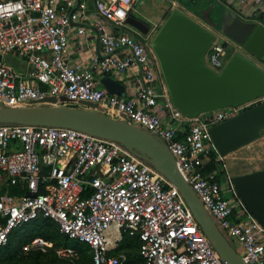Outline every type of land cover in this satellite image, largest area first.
I'll use <instances>...</instances> for the list:
<instances>
[{"label":"built area","instance_id":"1","mask_svg":"<svg viewBox=\"0 0 264 264\" xmlns=\"http://www.w3.org/2000/svg\"><path fill=\"white\" fill-rule=\"evenodd\" d=\"M90 2L93 8L87 0H0V105L55 98L64 105L94 102L111 116L123 114L168 148L241 260L264 264V227L238 196L209 133L260 97L195 117L183 115L169 99L149 46L152 35L127 24L139 0ZM88 35L98 42V49L96 43L91 46L92 67L71 63L67 55L74 37ZM229 43L239 46L216 34L205 55L211 69H222ZM8 54L22 58L26 68L6 64ZM105 75L124 86V95L102 86ZM211 151L218 164L204 172ZM14 186L24 193H8ZM41 217L54 221L69 239L85 243L89 264H135L121 252L124 234L138 240L136 264H226L178 189L119 142L71 127L0 123V248L17 229ZM44 245L51 242L35 237L22 249ZM57 252L78 256L67 247Z\"/></svg>","mask_w":264,"mask_h":264},{"label":"water","instance_id":"2","mask_svg":"<svg viewBox=\"0 0 264 264\" xmlns=\"http://www.w3.org/2000/svg\"><path fill=\"white\" fill-rule=\"evenodd\" d=\"M205 21L216 32L243 47L254 58L226 45V62L220 71L205 63L216 33L186 13L173 8L152 36L149 46L172 106L187 117L226 106H237L264 95V25L227 0H174ZM147 30H142L146 32ZM96 49L98 42L96 40ZM1 58V56H0ZM102 86L124 95V86L105 75ZM57 102L45 98L43 102ZM0 123L52 125L115 140L136 153L169 180L180 192L195 220L226 264H245L221 233L195 191L181 174L168 148L150 132L126 119L98 110L70 105H0ZM188 123L184 126L187 128ZM264 129V100L252 104L209 128L220 156L249 144ZM235 190L257 222L264 227V168L232 176ZM27 195L33 196L31 192Z\"/></svg>","mask_w":264,"mask_h":264},{"label":"rangeland","instance_id":"3","mask_svg":"<svg viewBox=\"0 0 264 264\" xmlns=\"http://www.w3.org/2000/svg\"><path fill=\"white\" fill-rule=\"evenodd\" d=\"M87 4L90 5V0H87ZM201 4H202V0H200L199 2V5ZM145 8L147 9V12L149 14H144L145 17L144 20L149 24L147 31L150 32L152 36L154 35V33L157 31L161 23L164 21V19L167 17V15L170 13V11L173 8H177L181 10L182 12L186 13L188 16H190L191 18L202 24L203 26L214 31L216 34H219L205 21L201 20L199 17L194 15L192 12H190L189 10H187L186 8H184L174 0H146ZM142 20H143V14H139V12L132 11L127 18V24L131 28L137 29L139 23ZM91 46H95V40H92L91 42L87 43V45H84L83 47L84 51L90 53ZM233 49L238 50L246 54L247 56H250L251 58L257 60L256 58H254V56H252L248 51H246L241 46L234 45ZM82 59L88 65H91L92 60L87 58L86 55L83 54ZM4 62L6 64L15 67L16 69L24 70V68H26L25 61L22 58H19L12 54L6 55L4 57ZM263 100H264V95L259 98L258 102H261ZM46 104L64 105L58 102H51V101H45L42 103L32 104V105H46ZM66 105H70V104H66ZM70 106L84 107L93 110L100 109L102 113L111 116L110 112L104 111L102 107H99V105L94 102L79 103L77 105H70ZM118 115H119L118 117L115 116L112 117L126 119L123 114H118ZM223 158L227 167V171L232 176L236 174L247 173L257 169L264 168V129L260 131V135L257 139L227 154ZM40 232H41L40 225L38 222H32L30 224H26L20 229H17L16 232H14V234L12 235V240L10 242V245L5 249L0 250V264H62L61 261H64L65 263L67 262L69 264H74V263H80L81 260H83L84 263L85 261L88 262L89 260L88 251L81 252L80 250L79 251L76 250L78 252V256H74V257H70L68 255H62L58 253L57 251L59 249L67 247L64 246L62 237L56 238L55 241H50L51 246L44 245L43 249L32 247L29 250H23L22 245H24L26 242H29L31 239L35 237H40L45 241H49L45 239ZM131 238L132 237H126V235H123L122 240L119 244L123 247L124 246L127 247V245H130ZM77 242L78 245H80L81 247H85V246L87 247L85 243L79 241ZM234 245L236 247L237 244L234 243ZM125 247L121 249V252L124 253L127 256V258L131 259L133 257L132 254H134L135 251L131 252L130 251L131 248L126 249ZM37 253H40L38 258L35 257ZM82 256L84 257L82 258ZM53 258H55L54 262L52 261ZM43 260H45V263H42Z\"/></svg>","mask_w":264,"mask_h":264},{"label":"trees","instance_id":"4","mask_svg":"<svg viewBox=\"0 0 264 264\" xmlns=\"http://www.w3.org/2000/svg\"><path fill=\"white\" fill-rule=\"evenodd\" d=\"M251 17L254 18V16H251ZM258 18L261 21H263L262 20L263 19V15L262 14H259ZM148 27H149V24L144 19L138 25V28L141 29V30H147ZM204 162L205 163H204V165L202 167L204 172L214 171L216 169V165L218 164V162L216 161V153H215V151H211L209 153V155L204 159ZM24 191L25 190L23 188L15 187V186L14 187H10L8 189V193H10V194H14V193L21 194V193H24ZM34 222H38L39 223L40 231H41L40 233L45 239H47L49 241H55L56 238L62 237V241H63L64 246H67V247H70V248L72 247L73 249L78 250V251L80 250L81 252L88 251V247H86V246L85 247H81L80 245H78V242L76 240L69 239L66 235L62 234L59 231L58 225L54 221H52V220H50L48 218L41 217V218H39L38 220H36ZM126 237H128V236L126 235ZM11 240H12V236L10 238V242H11ZM10 242H9V244L7 246H5L3 248H0V250L7 248L10 245ZM124 247L120 245V249H122ZM125 248L126 249L131 248V250H130L131 252L135 251V253L132 254L133 257L130 259L132 263L136 264V263L140 262V258H139L138 253H137L138 240L135 237L131 238L130 245H127V247H125ZM39 255H40V253H37L35 255V257L38 258ZM82 255H84V254H82ZM83 257L84 256H82V258ZM54 259L55 258H53V260H52L53 262H54ZM89 262H90V255H89L88 262L85 261V263H84L83 260L80 261L81 264H89ZM42 263H45V260H43ZM61 263L62 264H69L67 262L65 263L64 261H61Z\"/></svg>","mask_w":264,"mask_h":264},{"label":"crops","instance_id":"5","mask_svg":"<svg viewBox=\"0 0 264 264\" xmlns=\"http://www.w3.org/2000/svg\"><path fill=\"white\" fill-rule=\"evenodd\" d=\"M229 3H231L233 6L241 7L244 14H249L251 16H254V20L260 21L264 25V0H262L260 3H254V2H246V3H238L237 0H227ZM145 2L146 0H139L134 12H139V14H143V19H145L144 14H149L147 12V9L145 8ZM90 8H93L92 2H90ZM263 15V21H261L258 18V15ZM130 27V26H129ZM131 28V27H130ZM133 29V28H132ZM139 32H142L141 29L137 28L135 29ZM92 40H95L92 35H88L86 37H74L73 43L71 44L69 48V53L67 55V59L71 63H75L79 61L83 67H92L91 65H88L86 62L83 61L82 56L83 54L86 55L87 58L92 60L91 53L84 51L83 47L84 45H87V43L91 42ZM96 43V41H95ZM263 67L264 64L260 63ZM99 111V109H96ZM115 117H118L116 115Z\"/></svg>","mask_w":264,"mask_h":264}]
</instances>
